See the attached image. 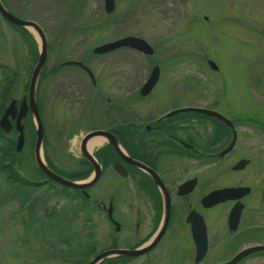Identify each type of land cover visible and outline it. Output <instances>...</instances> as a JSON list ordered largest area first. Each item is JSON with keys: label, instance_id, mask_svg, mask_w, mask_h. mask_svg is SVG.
I'll return each instance as SVG.
<instances>
[{"label": "rangeland", "instance_id": "374dc122", "mask_svg": "<svg viewBox=\"0 0 264 264\" xmlns=\"http://www.w3.org/2000/svg\"><path fill=\"white\" fill-rule=\"evenodd\" d=\"M57 2L28 0L13 9L18 16L38 22L48 42L42 67L47 72L37 85L38 98L39 94L48 97L46 104L40 105L48 139H44L42 157L61 159L65 166L80 169L74 172L79 176L75 179H88L80 177L88 170L79 158V146L81 137L90 132V116L95 118L98 113L92 111L93 106L101 108V103L83 94L82 81L90 83L83 70L69 64L56 72L49 68L64 59H78L84 49L126 34L147 39L152 53L125 45L108 53L91 52L86 61L100 77L94 91L111 97L112 104L121 102L127 114L157 113L171 103L208 99L209 104L218 87L239 112L257 109L264 118V0H115L110 12L105 10L104 0ZM29 29L35 43L0 13V116L12 97L20 99L23 92L28 93L40 45L37 32ZM209 60L215 61L216 69ZM155 64L160 67L158 81L147 95H141L139 88ZM75 71L80 89L71 94L76 89L67 85L61 94L68 95H57L62 74ZM77 94L81 98L75 103ZM23 121L26 144L20 150H15L16 138L12 143L9 140L17 134L3 131L0 137V264H87L94 252L87 258L84 252L101 251L116 232L94 199L107 203L112 196L119 219L133 220L129 203L134 187L128 178H111L109 184L91 187L94 199H85L60 183L47 185V189L14 184L8 176V162L25 178L29 173L37 175L35 122L30 113ZM70 122L73 133L61 139L62 123ZM253 133L257 140L262 139V133ZM60 147L65 154L59 152ZM248 151L245 155L253 154ZM127 232L122 229L118 235ZM167 254L169 251L157 250L135 257H111L102 264H172Z\"/></svg>", "mask_w": 264, "mask_h": 264}, {"label": "flooded vegetation", "instance_id": "af4514ba", "mask_svg": "<svg viewBox=\"0 0 264 264\" xmlns=\"http://www.w3.org/2000/svg\"><path fill=\"white\" fill-rule=\"evenodd\" d=\"M0 1L14 13V5L24 4L28 0ZM61 1L58 0L57 4ZM90 49H84L78 59L88 64L86 57L91 52L95 55L103 54L117 48L102 53L93 52V47ZM66 65L68 64L60 62L57 66H51L49 70L56 72L66 68ZM69 65L83 70L89 77V84L82 81L85 97L93 96L96 98L95 102L101 103V108L93 106L92 111L98 113L95 118L93 115L90 116L92 118L89 117L91 127L87 131H103L91 135V139L83 147V137H81L79 158L83 159L88 173L80 177L87 176L93 183L86 188L89 196L84 195L80 188L72 187L75 196L80 193L85 199H94L91 187L101 182L109 184L111 178L120 180L128 178L134 187L133 200L129 203L131 207L129 212L135 218L133 220L119 219L117 203L112 196L107 203L102 198L94 199L97 207L106 213L116 230L110 243L103 249L141 247L156 239L148 250L136 256L157 250L164 253L166 250L167 253L169 251L167 255L172 264H264V121L262 114L255 113L257 109L239 112L237 106H233L230 100L223 98L222 90L218 87L215 88L216 96L209 104H207L208 99L204 102L199 100L196 103H171L169 107L160 108V112L157 113L127 114L121 107V102L112 104L111 97L100 90L94 91V88L99 86L98 74L96 75L93 71L95 80H92L83 66ZM46 72L41 69L38 83ZM49 73L50 71L45 77ZM77 79L76 71L64 72L58 82L60 88L57 95L60 94L63 97L68 95V93L61 94L67 85L76 89L71 93L76 94L80 89L77 87ZM24 94L23 92L18 99V104ZM77 96V99L73 101L75 103L81 98L80 95L77 94ZM47 98L44 94H39L38 98V90H36L35 99L44 129L42 150L48 140L47 120L42 109ZM185 106H200L205 110L189 109L173 114L168 113ZM150 108L155 109L153 106ZM206 109L220 112L224 117L208 112ZM158 110L155 109V111ZM28 113L31 114L29 108L24 118ZM15 120L16 117L11 118L13 127L7 133L17 134ZM23 124L22 147L26 144L24 121ZM62 124L64 133L60 138H70L68 136L73 133L71 128L73 122L68 123L69 127ZM255 131L258 134L262 133V139L255 138L253 133ZM94 138H101L102 143L96 146L95 151L92 150L93 160L86 159L82 150L87 148ZM227 146L230 148L223 154H219ZM57 149L65 154L63 147ZM247 151L248 153L252 151L253 154L245 155ZM43 157L46 164L58 174L70 179L79 178V176H72L80 169L65 166L61 163V159L55 160L44 154ZM243 159L246 162H240ZM35 168L37 175L29 173L26 177L27 181L33 184L30 185L33 188L43 186L42 189H47L45 188L47 185L60 183L48 176L38 164ZM81 170L84 169L81 168ZM224 187H231L228 192L229 197L223 200H218L216 195V200H213V197L207 198L209 192ZM110 206L111 216L108 212ZM122 229H128V232L118 235ZM112 256L117 255L105 258ZM121 256L135 257L134 255Z\"/></svg>", "mask_w": 264, "mask_h": 264}, {"label": "water", "instance_id": "95a60500", "mask_svg": "<svg viewBox=\"0 0 264 264\" xmlns=\"http://www.w3.org/2000/svg\"><path fill=\"white\" fill-rule=\"evenodd\" d=\"M114 5H115L114 0H104V6H105V10L107 12L112 11L114 9ZM0 12L7 20H9V21H11L17 25L26 27L28 29L32 27L37 32V34L39 35V39H40L38 58H37V61L33 67L32 73H31V77H30V81H29V87H28V93L24 94L22 99L19 101V104H18V99L15 97H12L9 100V102L5 105L3 112L0 116V127L6 132L11 130V128L13 127V123L11 121V118L16 117L15 128L17 131V136H16L15 149L20 150L24 144V124L22 122V119L26 115L27 110L29 108V110L33 116V120L35 122L36 137H35V144H34V156H35V159H36L38 166L41 169H43L48 174V176H50L54 180L60 182L61 184L65 185V186L80 188L82 193H84V195L89 196V193L86 190V188L93 183L92 180L89 181L88 179H86V180L82 181V180H77V179H70V178H67V177H64V176L58 174L57 172L52 170L46 164V162L44 161L42 154H41V144H42L44 129H43V125H42L40 115H39V111H38V107H37V103H36V99H35V94H36V86H37L38 77H39L40 71H41V69H42V67L46 61V57H47V42H46V36H45L44 30L42 29L40 24L38 22H36L35 20L30 19V18H26V17L18 16L15 13H13L12 11L8 10L1 3V1H0ZM125 45L139 49V50H142V51L147 52V53H152V51H153L152 46L147 42L146 39H144L140 36H137V35H132V34L124 35V36L115 38L113 40L102 42L100 44L95 45L92 50L95 53H102V52H107V51L113 50L114 48H117L119 46H125ZM209 63H210V66L212 68H217L216 63L213 60H209ZM62 64H79L86 69V71L91 75L92 79L94 80L92 70L90 69V67L88 65L84 64L81 60L66 59L62 62ZM159 74H160L159 65L158 64L153 65L151 70H150L148 77L145 79V81L142 83V85L140 87V93L141 94H147L152 89V87L158 81ZM27 95L29 98L28 101H27ZM189 109L190 110L191 109L192 110H205L204 107H200V106H185V107L173 109V110L169 111L168 113L173 114V113H176V112L181 111V110H189ZM206 111L218 114L220 116H223L220 112H217L215 110L206 109ZM102 132H103L102 130H93V131L86 133L82 139V147L84 146V144L86 143V140L91 135H93L95 133H102ZM230 146H227L226 148H224L222 151H220L219 154H223L224 152H226L230 148ZM82 152L84 153L85 156H87L88 159L93 160L92 154L90 152L88 153L86 150H83ZM126 157H128V156H126ZM240 162H246V160L243 159ZM96 169H97V167H96ZM97 173H98V171H97ZM230 188L231 187H224V188H219V189H216L214 191H211L207 194V198L213 197L214 198L213 200H216L215 199V195H216L219 198L218 200H223V199L230 196V194L228 193ZM108 212H109V215L111 216V206L108 207ZM237 217H238V215H237ZM156 236H158V235H156ZM155 241H156V239H153L150 243H148L144 246L135 247V248H107V249H103V250L97 252L95 255H93L89 259L87 264H97L98 262H100L105 257L111 256V255H119L120 254V255H132L133 256V255L140 254V253L148 250L155 243Z\"/></svg>", "mask_w": 264, "mask_h": 264}, {"label": "trees", "instance_id": "16d2710c", "mask_svg": "<svg viewBox=\"0 0 264 264\" xmlns=\"http://www.w3.org/2000/svg\"><path fill=\"white\" fill-rule=\"evenodd\" d=\"M15 26H18V25L15 24ZM18 27H20L22 30H24V32H26L29 35V37L31 38V40L33 41V43L36 42L33 33L29 29H27L26 27H23V26H18ZM2 133H3V130L0 127V137H1V134ZM14 138H15V136L10 137L9 140L11 141V143L14 142ZM6 164H7L6 167H8V173H9L8 176H9V178L12 180V182L14 184L21 185V186H30V185H33L32 183H29V181H27V179L25 177H23L21 174H19L17 171H14L13 170V165L11 163L8 162ZM79 174H81V173H79ZM76 175L77 174H75L73 176L74 177H77ZM66 187H68V186H66ZM93 252L95 253V251L94 250H91V249L88 250V251H85L84 252V256H86L85 258L89 257L90 254L93 253ZM112 257H114V259H116V258H122L123 256L117 255V256H112ZM109 258H111V257L102 259L98 264H102V262L104 263ZM123 258H125V257H123Z\"/></svg>", "mask_w": 264, "mask_h": 264}, {"label": "bare ground", "instance_id": "6f19581e", "mask_svg": "<svg viewBox=\"0 0 264 264\" xmlns=\"http://www.w3.org/2000/svg\"><path fill=\"white\" fill-rule=\"evenodd\" d=\"M93 137V136H92ZM91 139V137L86 141L87 142ZM102 143V139L101 138H94L89 142V145L87 148H83V150H86L88 153L92 152V150H94L96 148V146L100 145ZM82 150V151H83ZM92 154V153H91Z\"/></svg>", "mask_w": 264, "mask_h": 264}]
</instances>
